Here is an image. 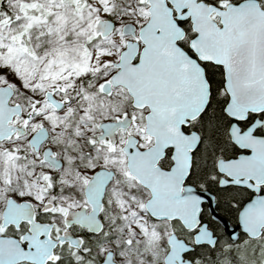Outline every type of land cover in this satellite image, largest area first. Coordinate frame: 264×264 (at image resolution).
<instances>
[{
	"label": "snow or ice",
	"instance_id": "obj_1",
	"mask_svg": "<svg viewBox=\"0 0 264 264\" xmlns=\"http://www.w3.org/2000/svg\"><path fill=\"white\" fill-rule=\"evenodd\" d=\"M0 264H264V0H0Z\"/></svg>",
	"mask_w": 264,
	"mask_h": 264
}]
</instances>
